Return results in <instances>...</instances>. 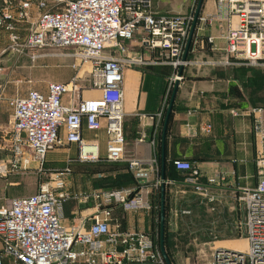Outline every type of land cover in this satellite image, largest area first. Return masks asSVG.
Segmentation results:
<instances>
[{"label":"built area","instance_id":"built-area-1","mask_svg":"<svg viewBox=\"0 0 264 264\" xmlns=\"http://www.w3.org/2000/svg\"><path fill=\"white\" fill-rule=\"evenodd\" d=\"M215 1L224 46H218L211 36L206 40L209 49L222 52L224 58L212 63L264 66V0ZM32 10L38 13L30 20ZM193 18L194 13L155 12L152 0H0V29L6 35V44L0 48V74L5 70L2 57L8 53L34 59L44 47H73L78 50L59 54L72 57L70 66L76 71L89 63V86L100 92L98 98L65 104V96L82 89L76 84L77 71L69 81L47 82L45 92L30 88L22 96L6 98L12 113V166L20 168L17 164L23 163L26 166L22 168L28 169L34 163L42 171L46 153L60 143L61 127L65 140L77 144L78 160L96 159V147L80 134L83 119L90 130L104 126L106 159L120 160L125 146L123 71L127 66L146 64L144 54L131 51L125 41L140 33L141 45L154 53L157 61L174 68L167 78L164 99L155 110L161 114L175 80L181 78L179 67L189 64L183 54ZM202 19L206 22L210 17ZM248 112L261 148L256 159L260 166L257 184L242 188L237 197L244 205L246 248L221 249L216 264H264V108L252 106ZM172 163L184 172L186 183L207 191L196 180L197 170L189 160L175 158ZM154 164L152 159H129L128 169L140 185L95 193L97 210L86 217L88 224L85 220L69 227L62 224L63 201L70 197L63 190L69 166L50 173V184L42 182L35 192L0 203V264H166L155 231L122 230L110 224L114 207H150L152 187L161 183V179L150 180ZM1 169L6 171L3 162ZM206 180L209 185L217 184L225 175Z\"/></svg>","mask_w":264,"mask_h":264},{"label":"crops","instance_id":"crops-1","mask_svg":"<svg viewBox=\"0 0 264 264\" xmlns=\"http://www.w3.org/2000/svg\"><path fill=\"white\" fill-rule=\"evenodd\" d=\"M185 2L186 0L176 12L187 11ZM215 2V0L202 2L186 57L189 64L182 67L181 78L167 122L163 170L166 213H170L174 206L176 193L183 194L191 187L183 180L184 172L173 166L172 161L175 158L189 160L194 165L197 178L201 179L209 192L212 190L217 192L216 197L223 199L218 204H221L227 213L232 212V203H237L240 190L253 188L258 181L260 166L256 159L261 145L253 132L252 116L248 109L252 106L264 108V70L262 69L264 66L236 63L217 65L211 62L213 58H216L215 60L224 58L222 52L210 50V44L206 40L211 36L218 46H224L223 24L216 16ZM154 5L152 9L155 12L170 11L160 8L157 1ZM203 17H210V19L204 22ZM139 35L140 33H137L134 39L125 41L131 51L139 50L144 54L146 64L140 68L127 66L123 71L125 137L123 157L118 161H108L106 159L107 133L104 126L98 130H90L86 127L84 119L80 134L83 140L96 147V159L78 160L77 144L65 140L63 127L60 129V143L45 155L42 166V173L45 174L43 182L50 184L49 174L54 171L62 170L66 166L71 169L64 176L63 190L70 194L62 205L64 216L62 224L65 227L77 225L83 220L89 223L86 217L97 210L98 198L94 196L95 193L121 187L137 189L141 182L131 177L123 179L121 175L130 171L129 159L154 160V170L150 180L161 179V134L172 89L162 113L158 114L155 110L164 99L167 78L174 72V68L157 61L154 53L141 45ZM70 63L68 66L71 68ZM74 76V70L72 73H57L55 80L69 81ZM47 82L33 81L16 94L22 96L30 88L45 92ZM78 86L82 88L79 92L73 90L63 98L65 104L76 102L79 98L100 96L98 90L90 88L89 79L86 85ZM1 87L0 83V141L3 138L6 139L7 129L12 128V113L9 119L10 125L7 126L5 112L6 108L10 110L6 98L13 96L7 94ZM102 123L104 125V118ZM206 124L210 126L209 130L204 128ZM141 138L142 140H139ZM33 167L37 169L36 164ZM219 173L225 175V180L209 185L206 179ZM160 184L158 193L153 189L149 194V208L123 210L119 206L114 207L111 226L116 225L122 230L154 232L155 213L158 212L157 203L160 202ZM83 194L89 196L84 198ZM12 197L0 203H9ZM230 232L232 233V229Z\"/></svg>","mask_w":264,"mask_h":264},{"label":"rangeland","instance_id":"rangeland-1","mask_svg":"<svg viewBox=\"0 0 264 264\" xmlns=\"http://www.w3.org/2000/svg\"><path fill=\"white\" fill-rule=\"evenodd\" d=\"M156 1L160 8L170 10L168 12H176L185 0H153L152 7H155L154 2ZM197 1L186 0L187 11L185 12L194 13ZM37 13V10H32L30 20L35 19ZM5 44L6 35L0 29V48ZM77 50L78 48L73 47H44L38 50V56L34 59L26 54L8 53L4 55L2 64L5 70L0 74L1 89L4 88L9 95H15L21 91V88L29 86L33 81H56L57 73H72L74 69H71L68 64L73 61V58L60 54H68ZM262 69L264 70V68ZM77 71L76 84L86 85L89 79V63L81 64ZM77 71L74 70V75ZM5 113L6 125L9 126L11 111L6 108ZM5 138L0 141L2 147L0 162L3 161L6 164V171L0 172V202L12 196L29 195L35 192L45 180V174L34 169L33 163L30 165L33 166L28 169L22 168L26 166L23 163L17 164V167L20 168L12 166L10 128L7 129ZM25 154H29L27 148H25ZM130 173L127 171V173L121 174L122 178L129 179L132 174ZM196 180L202 183L201 179L196 178ZM158 187H152V190L155 189L158 193ZM188 190L183 194L176 193L175 203L169 211L170 213H166L164 203V240L166 239L164 249L171 264H216L217 253L221 249L234 247L244 250L246 248V233L243 203L239 200L237 203H232V212L227 213L221 204H218L223 199L216 197L217 192L197 190L192 185ZM157 210L154 228L159 244L160 202L157 203ZM229 228L232 229V233Z\"/></svg>","mask_w":264,"mask_h":264},{"label":"water","instance_id":"water-1","mask_svg":"<svg viewBox=\"0 0 264 264\" xmlns=\"http://www.w3.org/2000/svg\"><path fill=\"white\" fill-rule=\"evenodd\" d=\"M202 2H203V0H198L197 1L195 12H194V18H193V21H192V24H191V27H190V30H189L188 38H187L185 49H184L183 59H186V57H187V53H188V50L190 48V44H191V40H192V37H193V33H194V30H195V27H196V24H197V21H198V16H199V12H200V9H201ZM181 71H182V66L179 67V69H178V72H177L178 76H181ZM178 84H179V79H176L175 82H174L172 91H171L169 103H168L167 110H166L165 117H164V121H163L162 134H161V148H162V151H161L162 152L161 153V179H162V182L160 184V225H159L160 236H159V247H160L161 254H162L166 264H171V261L168 258L167 254L165 252V249H164V225H163L164 224V191H165L164 181H163V179H164L163 170H164V162H165L164 146H165V135H166L167 122H168L169 115H170V112H171V109H172V104H173V101H174V98H175V95H176Z\"/></svg>","mask_w":264,"mask_h":264},{"label":"trees","instance_id":"trees-1","mask_svg":"<svg viewBox=\"0 0 264 264\" xmlns=\"http://www.w3.org/2000/svg\"><path fill=\"white\" fill-rule=\"evenodd\" d=\"M173 164V163H172ZM174 166V165H173ZM131 178H134L133 175H130ZM166 244V239L164 240V245Z\"/></svg>","mask_w":264,"mask_h":264},{"label":"bare ground","instance_id":"bare-ground-1","mask_svg":"<svg viewBox=\"0 0 264 264\" xmlns=\"http://www.w3.org/2000/svg\"><path fill=\"white\" fill-rule=\"evenodd\" d=\"M4 170V169H3ZM3 170L1 169L0 171H2L3 172ZM234 248V247H233ZM242 250V249H241Z\"/></svg>","mask_w":264,"mask_h":264}]
</instances>
